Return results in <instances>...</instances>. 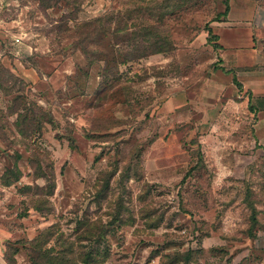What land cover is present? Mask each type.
<instances>
[{
	"label": "rangeland",
	"instance_id": "rangeland-1",
	"mask_svg": "<svg viewBox=\"0 0 264 264\" xmlns=\"http://www.w3.org/2000/svg\"><path fill=\"white\" fill-rule=\"evenodd\" d=\"M1 1L0 36L23 33L8 50L40 73L23 83L11 66L0 70L8 263L34 264L42 237L44 250L91 264L95 220L112 226L94 243L111 252L100 264H264V0H230L212 22L222 0ZM137 4L144 10L133 20L167 29L176 48L145 56L122 37L119 49L105 40L109 51L100 49L122 61L105 75V62L89 64L75 45L77 24ZM22 100L48 114L41 137L15 125Z\"/></svg>",
	"mask_w": 264,
	"mask_h": 264
},
{
	"label": "trees",
	"instance_id": "trees-1",
	"mask_svg": "<svg viewBox=\"0 0 264 264\" xmlns=\"http://www.w3.org/2000/svg\"><path fill=\"white\" fill-rule=\"evenodd\" d=\"M46 1V0H44ZM79 0H74L73 4L79 8ZM182 1H192V0H180ZM69 2V1H68ZM223 4H225V10L223 12H218L215 17H213L212 21H222L224 17H226L230 11V0H222ZM70 3V2H69ZM71 3V4H72ZM144 10V7L139 4L135 5L133 8H126L125 10H110L106 11L100 16H97L91 20L81 21L77 24L76 27V46L81 47L82 51L86 54L89 64H93L94 62L101 60L105 62L104 65V74L106 75L109 72H112V75H116L120 73L118 63V56L114 57V60L111 59V51L108 52V46L103 44L105 40H110V44L112 42V49L118 47L119 42L115 39H119L122 37L124 41H130L134 43L137 49L144 51L145 56L153 53H171L176 48L175 41L171 38L170 32L163 28L162 26L157 25H145L138 24L133 19L138 17V14ZM210 22H208L205 26V29L209 32V37L215 41V46L217 48H221V45L216 42L219 39L218 34L214 33L213 28L210 26ZM61 33H66L71 31L69 27L64 26V28L60 29ZM124 37V38H123ZM113 40L115 43H113ZM121 40V39H120ZM118 40V41H120ZM85 44V45H84ZM96 44V46H92ZM91 46V50H87V47ZM107 48L108 51H103L100 48ZM111 50V49H110ZM106 52V53H105ZM114 54V53H113ZM111 59V60H110ZM112 61V63H111ZM127 61V59L123 60ZM33 67V66H32ZM0 70H7L3 62H0ZM11 71V70H10ZM14 77V73L10 72ZM85 74V73H84ZM87 74V73H86ZM24 83V79H20ZM124 81V80H123ZM126 85V81L125 82ZM235 82L241 86V83L236 80ZM122 85V89L125 92L126 100L128 103L131 102V96L133 94V89L131 86ZM2 87V82L0 83ZM21 99L20 96L15 97V101H19ZM253 95H250V109L252 111H257L259 109L258 106H254L252 103ZM19 104L17 109L13 110L11 114H17V119L15 121V125L17 126L19 132L25 136L31 135L34 138L41 137L43 133L44 124L49 122L46 118L48 114L44 111L40 110V107L35 103L24 101ZM19 103V102H18ZM259 103L262 104V101ZM39 107V108H38ZM21 109V110H19ZM18 179V178H17ZM108 179V178H107ZM105 180L104 189L109 188L110 180ZM254 209V208H253ZM121 212H118L116 215V220L119 218ZM253 222L256 223L255 215H252ZM114 226L115 223L111 222ZM101 224V223H100ZM107 226H111V224H104L102 226H98V222L95 220H91V234H98V237H92L91 234H88L90 237L88 238L92 246V250L90 249L86 254H84L85 261L91 264H100L101 262L107 260L111 256L110 250L100 251V248H97L94 243H100L107 241V232L109 228H105ZM112 227V226H111ZM95 229H100L96 230ZM104 239V240H103ZM33 246L35 251L37 252L35 263L34 264H74L75 259L69 258L67 255H64L60 252L52 253V250H44V239L37 238L33 240ZM68 251H74L72 245L68 248ZM192 252H187L184 256L185 261L188 263L191 259ZM7 257V256H6ZM7 259V258H6ZM10 260V259H9Z\"/></svg>",
	"mask_w": 264,
	"mask_h": 264
},
{
	"label": "crops",
	"instance_id": "crops-1",
	"mask_svg": "<svg viewBox=\"0 0 264 264\" xmlns=\"http://www.w3.org/2000/svg\"><path fill=\"white\" fill-rule=\"evenodd\" d=\"M3 2L0 0V31L3 28V25L5 23V20L1 16V12L3 11ZM230 12V11H229ZM230 18V16H228ZM15 20V19H13ZM11 21H8L7 23L9 24ZM11 25V24H10ZM222 37V36H221ZM221 39V38H220ZM5 39L4 37L0 36V62H3L7 66H11V68L17 72L18 75H20L24 79H29V77L35 79V75H37L39 78L40 73L35 67H29L25 66L22 61H20L18 53H15L14 50H8L11 48V45L15 48L16 45L12 42L11 40ZM4 41V42H3ZM10 43L8 45V43ZM12 47V48H13ZM11 53V54H10ZM10 54V55H9ZM0 138V145H2ZM11 234H0V264H9L7 259H6V242L8 239H10Z\"/></svg>",
	"mask_w": 264,
	"mask_h": 264
},
{
	"label": "built area",
	"instance_id": "built-area-1",
	"mask_svg": "<svg viewBox=\"0 0 264 264\" xmlns=\"http://www.w3.org/2000/svg\"><path fill=\"white\" fill-rule=\"evenodd\" d=\"M23 38L24 35L23 33H16L12 36V42L16 45L19 46L21 43H23Z\"/></svg>",
	"mask_w": 264,
	"mask_h": 264
}]
</instances>
